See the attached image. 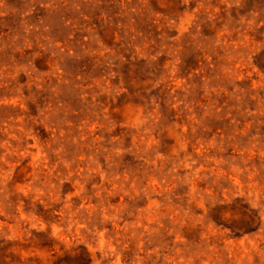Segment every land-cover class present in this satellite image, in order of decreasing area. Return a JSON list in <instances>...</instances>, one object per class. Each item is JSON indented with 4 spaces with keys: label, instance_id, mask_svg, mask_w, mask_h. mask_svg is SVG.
Returning a JSON list of instances; mask_svg holds the SVG:
<instances>
[{
    "label": "rangeland",
    "instance_id": "rangeland-1",
    "mask_svg": "<svg viewBox=\"0 0 264 264\" xmlns=\"http://www.w3.org/2000/svg\"><path fill=\"white\" fill-rule=\"evenodd\" d=\"M0 264H264V0H0Z\"/></svg>",
    "mask_w": 264,
    "mask_h": 264
}]
</instances>
